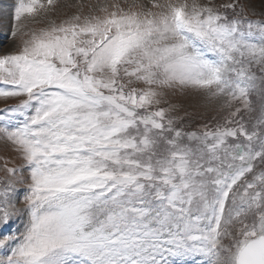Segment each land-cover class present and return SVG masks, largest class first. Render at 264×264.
Wrapping results in <instances>:
<instances>
[{"label": "snow or ice", "instance_id": "obj_1", "mask_svg": "<svg viewBox=\"0 0 264 264\" xmlns=\"http://www.w3.org/2000/svg\"><path fill=\"white\" fill-rule=\"evenodd\" d=\"M9 9L0 264H264V0Z\"/></svg>", "mask_w": 264, "mask_h": 264}, {"label": "rangeland", "instance_id": "obj_2", "mask_svg": "<svg viewBox=\"0 0 264 264\" xmlns=\"http://www.w3.org/2000/svg\"><path fill=\"white\" fill-rule=\"evenodd\" d=\"M70 3H75L76 0H69ZM12 3H14V0H0V9H2L4 12H9L10 13V9H9V5H11ZM7 23L10 25L11 24V20L9 19L7 21ZM15 101H9V103H14ZM4 102L0 101V108H3ZM3 153H0V155H2Z\"/></svg>", "mask_w": 264, "mask_h": 264}]
</instances>
